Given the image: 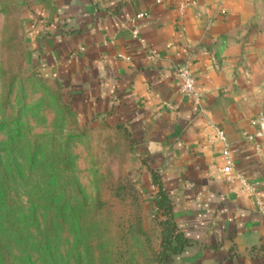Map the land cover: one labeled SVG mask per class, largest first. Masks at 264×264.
<instances>
[{"label": "crops", "instance_id": "0c3cea01", "mask_svg": "<svg viewBox=\"0 0 264 264\" xmlns=\"http://www.w3.org/2000/svg\"><path fill=\"white\" fill-rule=\"evenodd\" d=\"M31 2L33 64L66 89L78 120H113L172 183L173 221L188 241L175 262L264 264V140L257 151L243 138L264 113V0ZM181 65L198 103L179 91ZM211 125L226 136L232 172L221 170Z\"/></svg>", "mask_w": 264, "mask_h": 264}, {"label": "rangeland", "instance_id": "374dc122", "mask_svg": "<svg viewBox=\"0 0 264 264\" xmlns=\"http://www.w3.org/2000/svg\"><path fill=\"white\" fill-rule=\"evenodd\" d=\"M31 1L0 0V264H178L156 160L113 120H78L33 64Z\"/></svg>", "mask_w": 264, "mask_h": 264}, {"label": "built area", "instance_id": "2783aa9c", "mask_svg": "<svg viewBox=\"0 0 264 264\" xmlns=\"http://www.w3.org/2000/svg\"><path fill=\"white\" fill-rule=\"evenodd\" d=\"M157 2H159V0H157ZM183 8H184V4H180L178 9L179 11H182ZM146 16L147 14L145 12H138L130 19V23L132 24L131 35L133 38L139 39V31L136 26V23L138 20ZM148 56L151 59H155L157 58L158 55L154 50L149 49ZM175 77L178 80L179 91L181 95L190 99L194 103H198L200 100V95L196 90L194 76L190 68L187 65L179 66L175 71ZM254 123L256 125V129L250 134H245L243 138L246 141L254 144L255 149L258 151L260 141L264 140V113L260 114L257 118H255ZM211 127L214 131V138L217 139L222 145L221 152H222L224 164L221 170L224 173L232 172L233 171V160H232V156L229 151V145L227 143L226 136L220 128H217L214 125H211ZM235 176L236 178L240 180L241 184L244 187L249 188L247 182L238 172H235Z\"/></svg>", "mask_w": 264, "mask_h": 264}, {"label": "trees", "instance_id": "16d2710c", "mask_svg": "<svg viewBox=\"0 0 264 264\" xmlns=\"http://www.w3.org/2000/svg\"><path fill=\"white\" fill-rule=\"evenodd\" d=\"M69 107H70V104H69ZM134 141H135L134 138H130V145L133 144ZM147 168L151 176V184L157 189L155 192V196H154L155 209L159 212H162L166 216H168L166 220V225L167 227H169L167 229V232L169 236L171 234L174 237L173 242L170 241L171 238H168V242L172 244V246H170V252L172 255H177L182 251L184 246L188 244V241L186 238H184V236H182L181 232L178 231L173 221L171 196H169V194L165 192V188L160 178L159 171L157 169L152 168L149 165H147ZM4 249L10 250V246L5 241L2 243L1 236H0V250H4Z\"/></svg>", "mask_w": 264, "mask_h": 264}]
</instances>
